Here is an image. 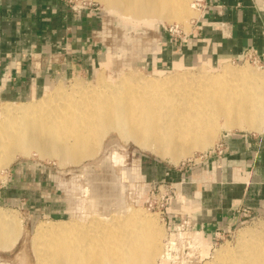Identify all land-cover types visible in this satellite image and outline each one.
<instances>
[{"label":"bare ground","instance_id":"obj_1","mask_svg":"<svg viewBox=\"0 0 264 264\" xmlns=\"http://www.w3.org/2000/svg\"><path fill=\"white\" fill-rule=\"evenodd\" d=\"M94 1L135 25L182 21L190 14V0ZM199 70L154 78L125 72L116 80L98 75L90 85L56 84L44 98L3 106L0 180L20 157L35 154L61 167L93 159L112 131L177 165L213 146L221 131L264 130V71L229 64ZM93 192V203L110 200L99 189ZM97 207L86 221L39 222L30 239L34 264H155L163 235L155 218L128 205L107 207L108 213ZM20 229L17 217L0 208V250L13 247ZM241 236L236 250L222 246L205 264H264V234L247 230ZM20 264L31 263L25 258Z\"/></svg>","mask_w":264,"mask_h":264},{"label":"crops","instance_id":"obj_2","mask_svg":"<svg viewBox=\"0 0 264 264\" xmlns=\"http://www.w3.org/2000/svg\"><path fill=\"white\" fill-rule=\"evenodd\" d=\"M198 11L188 32L164 31L148 68L264 58V0H205ZM103 23L98 8L77 12L68 0H0V103L32 101L95 74L105 52ZM164 178L172 193L169 228L201 243L204 258L217 232L264 217V130L223 134L199 160Z\"/></svg>","mask_w":264,"mask_h":264},{"label":"rangeland","instance_id":"obj_3","mask_svg":"<svg viewBox=\"0 0 264 264\" xmlns=\"http://www.w3.org/2000/svg\"><path fill=\"white\" fill-rule=\"evenodd\" d=\"M85 1L94 4V8H98L104 19L102 40L105 44V52L101 67L95 74L57 84L63 85L66 89H70L77 82L85 85L93 84L98 75L106 76L109 80H116L119 73L123 74L125 72H131L146 78H154L178 75L185 72L197 74L200 72L199 68L205 70L212 68L216 71L226 64L235 68L247 66L255 72L264 71L263 62L254 63L246 60L241 62L229 61L221 65L203 63L190 68L179 67L180 69H174L175 71L171 69L153 70L145 65V59L149 56V53L158 47L160 38L166 28L177 25L181 31H189L192 22L200 14L194 6L196 0L189 1L190 14L186 20L157 21L158 23L155 22L153 26L129 23L120 16L108 12L96 1ZM54 86L56 85L52 87ZM47 95L48 93L40 99ZM28 102L31 101L25 103ZM9 103L24 102L0 103V108ZM235 132L249 131L234 130L229 133ZM226 133L228 132L221 131L213 146L207 150L194 151L195 153L193 152L190 157L181 160L177 165L170 162L168 158L162 159L156 153H152L151 150L140 147L133 140L122 139L117 131L107 134L96 157L86 159L77 165L70 164L62 166V168L57 161L41 160L35 154L30 157L18 158L6 169V173H3L5 179L0 180V208L6 210L12 216H16L21 229L17 241L13 242L14 244L12 243L13 247L8 250H0V264H20L22 259L25 258L28 262L34 264L36 258L32 253L30 239L39 222L69 221L70 219L86 221L89 218L88 216L92 214L91 210L94 209V206H98V212L106 210L104 213H108L110 209H106L107 207L121 210L128 205L137 209L142 208L147 215L150 214L151 217L155 218L158 221V227L163 232L161 250L155 264H205L207 261L215 259L216 251L222 246H229L236 250L243 232L253 230L256 233L264 234V217L259 216L250 219L233 230L232 238L219 240L217 245L208 249L209 254L206 257L197 261L187 248V242L184 240L186 235H174L176 245L170 244L172 233H177V231L170 230L165 208H158L155 204L154 206L150 205L152 202L159 203V200L165 195L166 199H170L172 195L170 185L162 183L165 174L169 170L180 171L193 164L201 156L216 147L222 135ZM97 160L99 166H95L94 162ZM104 165H107V167ZM105 183L110 186H105ZM94 189L101 190V194L111 201H103L104 205L101 201L93 203ZM154 196L155 199H153ZM168 207L169 204L166 208ZM111 214H113V211Z\"/></svg>","mask_w":264,"mask_h":264},{"label":"built area","instance_id":"obj_4","mask_svg":"<svg viewBox=\"0 0 264 264\" xmlns=\"http://www.w3.org/2000/svg\"><path fill=\"white\" fill-rule=\"evenodd\" d=\"M69 3L72 5V8L74 11H77L79 12L80 10H84V9H87V8H90V7H95L94 4L92 3H88L87 1L83 0V1H79V0H68ZM204 2L205 0H196V3L194 4V6L197 8V9H201L204 5ZM166 31L171 33V34H176V33H180L181 30L179 29V26H171L170 28H166ZM246 61H251V62H254V63H261L263 62L264 63V58H261L259 56H257L256 54L254 53H248L246 55ZM218 154H223V151L221 149V145L217 147V149L215 150ZM154 194V193H153ZM165 196H163L160 200H159V203L158 202H152L150 203L151 206H154V204L156 205V207L158 208H162L164 209L165 208V213L167 212V208L166 206L168 205V202L169 200L165 198ZM153 199H155V196L153 197ZM255 219L256 217H252L251 219ZM172 239L170 241V244L171 245H176V240L174 239L175 236L177 235H181L182 236V233L179 234V233H172ZM175 235V236H174ZM233 237V232H222V231H219L216 233V243L215 245H217V242L219 240H223L225 238H232ZM184 240L187 242V248L191 251V255L192 257H195L194 259H196L197 261H200L201 259H203V256L201 254L202 252V248H203V245L201 243H196L195 240H193L192 238H187L185 237ZM192 249V250H191Z\"/></svg>","mask_w":264,"mask_h":264}]
</instances>
